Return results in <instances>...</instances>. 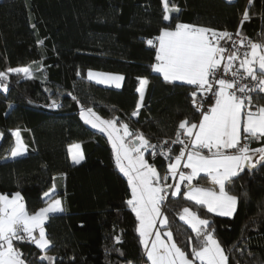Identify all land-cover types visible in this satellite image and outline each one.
Segmentation results:
<instances>
[{
    "label": "trees",
    "instance_id": "trees-1",
    "mask_svg": "<svg viewBox=\"0 0 264 264\" xmlns=\"http://www.w3.org/2000/svg\"><path fill=\"white\" fill-rule=\"evenodd\" d=\"M173 6L179 11L165 21L162 0H0V72L31 69V78L8 73L7 90L0 89V194L19 192L33 214L46 205L44 194L56 179L64 177L57 193L64 210L45 223L49 247L13 241L27 264H49L45 256L54 257V264L147 263L139 221L127 204L128 178L116 166L108 136L96 132L83 140L80 163L70 157L69 147L80 140L85 125L81 109L127 124L159 150L164 139L176 137L182 121L195 123L201 112L193 105L195 86L165 81L154 71L156 48L148 41L164 28L186 23L222 31L239 27L264 44V0H170ZM88 69L121 73L123 85L94 82L86 76ZM141 78L148 81L138 108ZM53 101L60 106L49 107ZM254 101L264 106V92ZM14 129L27 148L18 158H11ZM256 141L250 146L264 145V138ZM182 149L177 144L171 154ZM151 153L149 148L146 157L163 177L169 164ZM196 183L205 184V178ZM226 190L238 198L231 216L208 212L183 190L176 196L169 191L161 206L174 242L190 256L200 247L196 233L180 219L188 208L209 221L228 264H264V161L244 166Z\"/></svg>",
    "mask_w": 264,
    "mask_h": 264
},
{
    "label": "snow or ice",
    "instance_id": "snow-or-ice-1",
    "mask_svg": "<svg viewBox=\"0 0 264 264\" xmlns=\"http://www.w3.org/2000/svg\"><path fill=\"white\" fill-rule=\"evenodd\" d=\"M169 2L170 0H163L165 21L170 19V12L179 11L174 6L170 8ZM244 19H248L246 12ZM231 35L228 32L218 33L203 27L177 23L174 30L165 28L157 38L159 46L156 52L157 63L153 65L154 70L162 73L165 81H181L189 86H195L196 91L191 95L196 97L197 93H200L199 103L194 100V104L198 110H202V119L198 124L191 123L189 126L187 120L179 124L176 139L171 143L180 144L183 149L175 157V162H171L170 147L167 151L161 150L159 153L170 161L168 175L161 177L156 168L145 160L144 152L151 148V154L156 155L157 146L151 145L142 133L130 132L127 124L117 127L116 119L104 120L90 108L81 109L80 115L86 123L101 132H107L115 153L116 166L128 178L131 199L127 200V204L139 221L137 231L141 238L140 242L151 264H194V260L199 261V264H226L228 259L214 236V230H208L209 221L200 219L188 208L183 210L187 215H181L180 219L186 220L196 233V237L200 239V247H193L191 250L192 259H189L173 241L171 231L163 234L166 239L162 238L160 231L153 232L158 225L168 226L167 217L161 211V205L166 199L163 193L175 188L171 195L176 196L181 191L180 183L174 185L163 183L169 176L173 179L178 176L180 182H186L189 190L183 194L201 206L206 205L208 212L231 216L238 198L225 190L226 182L236 177L246 164L255 167L250 152L259 153L260 161H264V147L253 150L247 143L241 144L242 127L245 139L264 138V107H258L253 111L249 95L254 90L264 92V45L251 43L250 51L244 52L242 57L238 53L225 57L226 49L220 46V39L227 37L230 41ZM148 44L152 45L153 41L149 40ZM241 45L243 46V41ZM225 58L226 63L223 62ZM236 61H239V66L233 70ZM8 73L23 74L31 78V69L27 66L0 72V88L5 91L7 85L3 81ZM227 73H230V78H220L222 74ZM88 76L89 78L101 76L103 79L99 82L113 83L116 87H120L119 82L123 80L119 75L92 71H89ZM245 79L256 81L255 88L243 83ZM146 84L147 80H141L139 89L141 99ZM213 96L214 104L206 108L207 100ZM59 106L56 101L49 105ZM12 134L17 138V142L11 149V155L20 156L25 151V146L21 142L19 130ZM73 148L77 151H72ZM79 149V144L69 149L75 163H80L83 159ZM204 150H207L209 155H205ZM228 150H234L236 154H228ZM185 156L186 163L183 164V168L191 170L188 174L179 170ZM200 173H207L213 185L219 186L218 190L193 186L191 183L193 178ZM45 196H49V193H45ZM63 210L61 201L56 199L47 207L30 214L19 192L12 194L11 197L0 194V264H25L21 258L22 254L13 246L14 240L26 237L40 249H47L51 241L46 238L44 222L49 214ZM153 235L155 238L151 239ZM42 259H47L49 264H54L55 260L54 257L47 256Z\"/></svg>",
    "mask_w": 264,
    "mask_h": 264
},
{
    "label": "crops",
    "instance_id": "crops-1",
    "mask_svg": "<svg viewBox=\"0 0 264 264\" xmlns=\"http://www.w3.org/2000/svg\"><path fill=\"white\" fill-rule=\"evenodd\" d=\"M163 1V0H162ZM229 1H233V0H229ZM170 16V15H169ZM170 20V19H169ZM168 20V21H169ZM182 24H186V23H182ZM187 25H192V26H195V27H200V26H196V25H193V24H187ZM204 28V27H203ZM165 29V28H164ZM167 29H169V30H174L175 29V27L174 28H167ZM160 34H161V32H160ZM160 34L153 40V44L155 45V48H156V52H157V49H158V40H157V38L160 36ZM258 45H264V44H260V43H258ZM259 51V50H258ZM157 63V61L155 60V63H154V65ZM154 69V68H153ZM155 71V70H154ZM156 72V71H155ZM161 75H162V77H163V74L162 73H160ZM141 80H147V78H141ZM148 81V80H147ZM123 82V80H121L120 81V84ZM177 82H181V81H177ZM183 83H186V82H183ZM146 86H147V84L146 85H144V91H143V97H144V93H145V90H146ZM141 88V81H140V85H139V88H138V91H139V89ZM142 101H143V98L141 99V94H140V91H139V100H138V106L140 107L141 105H142ZM138 107V108H139ZM260 107H264V106H260ZM94 111V110H93ZM95 113V112H94ZM202 119V116H200V119L197 121V122H195V123H199V121ZM85 124V123H84ZM190 124L191 123H189V126H190ZM18 129H14L13 130V132H15V131H17ZM96 132H100V131H96V130H93V129H91V127H89L87 124H85L84 125V127H80V140L79 141H76V142H74V143H72L71 145H70V147H72V146H74V145H77V144H79L80 145V149H79V152L82 154V156H83V158H84V151H83V147H82V142H83V140H85V139H87V138H91V137H94L95 135H96ZM19 133H20V131H19ZM14 138H15V146H16V142H17V138L14 136ZM20 139H21V142L23 143V145L25 146V151L23 152V154L22 155H20V156H16V157H13L12 155H11V158H18V157H21V156H23V155H25L26 154V152H27V148H26V145L24 144V141H23V139H22V136H21V134H20ZM257 139H255V138H248V139H245V134L243 133V127L241 128V144L242 143H247L248 144V146H249V148L250 149H257V148H260V147H264V145H261V146H256V147H251L250 146V144L253 142H257L256 141ZM14 146V147H15ZM70 147H69V149H70ZM72 151H77L75 148H73L72 149ZM69 153H70V151H69ZM204 154L205 155H209V153L207 152V150H204ZM228 154H236L235 153V151L234 150H228ZM250 155L252 156V162L255 164L257 161H259L260 160V154L259 153H256V152H250ZM70 157H71V159H72V155H71V153H70ZM83 160V159H82ZM81 160V161H82ZM80 161V162H81ZM175 162V159H174V161H173V163ZM184 163H186V156L182 159V161H181V165H183ZM247 165V164H246ZM245 165V166H246ZM184 172L186 173V174H188V173H190L191 172V170L190 169H185L184 170ZM161 176V175H160ZM199 177H204L205 178V181H206V183L205 184H198V183H196V180L199 178ZM64 177H63V175H60L57 179H56V182H55V184L51 187V189H49L46 193H49V196H45V194H44V198L45 199H47V203H46V205H44V207H47L48 206V204H50V203H52L54 200H56V199H59L60 201H61V206H62V208L64 209V207H63V201H62V197L61 196H58L57 195V193H58V186L60 185V183H63L64 182ZM176 183H180L181 184V191L183 190L184 192H186V191H188L189 190V186H188V184L186 183V182H180L179 181V177L178 178H175V179H173V181H172V184L174 185V184H176ZM192 185L193 186H195V187H202V188H213L214 190H218V185H213V182H212V180H211V177L210 176H208L207 175V173H200L198 176H196V177H194L193 178V180H192ZM227 183L228 182H226V185H225V190H226V186H227ZM171 191L173 192V191H175V188H172L171 189ZM180 191V192H181ZM227 191V190H226ZM228 192V191H227ZM229 193V192H228ZM230 194V193H229ZM11 197V196H10ZM24 202V201H23ZM25 204V203H24ZM44 207H42V208H44ZM63 212V211H62ZM57 213H61V212H57ZM34 214V213H33ZM50 215V214H49ZM187 222V221H186ZM45 223H46V221L44 222V229H45ZM45 233H46V231H45ZM36 235H38V230H37V233H36ZM47 238V237H46ZM43 250H45V249H43Z\"/></svg>",
    "mask_w": 264,
    "mask_h": 264
},
{
    "label": "built area",
    "instance_id": "built-area-1",
    "mask_svg": "<svg viewBox=\"0 0 264 264\" xmlns=\"http://www.w3.org/2000/svg\"><path fill=\"white\" fill-rule=\"evenodd\" d=\"M215 32H218V33H222V32H228V33H231V40L229 41L227 37L225 38H221L220 39V46L225 48L226 49V53H225V57L228 55V54H232V53H238L241 55V57L243 56V53L246 52V51H250V47L249 45L251 43H256L258 44V42L254 41L252 38L244 35L240 28H236L232 31H222V30H213ZM209 35H211L209 33ZM241 41H243V46L241 45ZM233 42H235V46H233ZM224 63H226V58L225 60L223 61ZM239 66V61H236L235 62V65H234V69L235 70V67H238ZM242 71V70H241ZM220 78H225V79H228L230 78V73H227V74H222ZM243 83L245 84H248L249 87H252V88H255L257 82L256 81H251L250 79H245L243 81ZM258 93H261L259 90H254L252 92L249 93V95L251 96V100H252V110L253 111H256L258 107H260V105H258L255 101H254V96ZM208 95H211V94H208ZM207 99V97H205ZM194 100L199 103V100H200V93H197V96L194 97L193 99V105L195 107L196 110L197 107H196V104H194ZM215 100H214V96L212 97V99H208L207 100V104L205 105L206 108H210L212 104H214ZM199 112H201L202 110H198ZM182 139H184V137L182 136L181 137ZM176 139L175 138H166L162 141L161 143V148L159 150H156V155H152L153 158L155 159L157 156H161L159 153L161 152V150H164V151H167L168 148L170 147L171 148V151L172 149L174 148L175 145L177 144H173L171 143L172 141H174ZM168 142V144H165V142ZM244 144V143H242ZM170 156L172 158L171 162L174 161L175 157L176 156H173L171 153H170ZM163 159H165L167 161V163L169 164V159H167L165 156H161ZM181 171H184L185 169L183 168V165H181V168L179 169ZM165 175H168V172H166L163 176ZM178 178V176L176 177ZM172 181H173V178L171 176H169L168 180L167 181H164L163 183H166V184H169V185H173L172 184ZM26 241H31L29 239H27L26 237L24 238ZM13 246L15 248V244L13 242ZM16 249V248H15Z\"/></svg>",
    "mask_w": 264,
    "mask_h": 264
},
{
    "label": "rangeland",
    "instance_id": "rangeland-1",
    "mask_svg": "<svg viewBox=\"0 0 264 264\" xmlns=\"http://www.w3.org/2000/svg\"><path fill=\"white\" fill-rule=\"evenodd\" d=\"M18 67H23V66H18ZM24 67H25V66H24ZM15 68H16V67H15ZM89 71H92L93 73H106V74H111V75H119V76H122L123 79H124L123 74H121V73H117V72L102 71V70H98V69H88V70H87V72H86V76H87L88 79H90V80H92V81H94V82L100 83V84H102V85H105V86L116 87L115 84H113V83H101V82H99L100 80L103 79V77H101V76H96V77H94V78H89V76H88ZM119 83H120V82H119ZM122 85H123V82L120 84V87H121ZM0 89L4 90L3 88H0ZM93 112H95V111H93ZM95 114H96L97 116H99L97 113H95ZM99 117L102 118V119H104V120H107V119H105V118H103V117H101V116H99ZM82 119H83V118H82ZM83 121H84L85 124H87L89 127H91V129L96 130V131H100L98 128H94V127H92L91 124L86 123L84 119H83ZM116 126H117V127H120V126H118V125H116ZM100 132H101V131H100ZM102 133H104V134H106V135L108 136L107 132H102ZM110 142H111V141H110ZM111 145H112V143H111ZM144 158H145V160H146L150 165L154 166V167L156 168L157 172L159 173V171H158V169H157V166H156L155 164L150 163L149 160L147 159V157H146V151L144 152ZM130 188H131V187H130ZM167 193H168V192L163 193V194L165 195V197H166V194H167ZM230 195H233V194L230 193ZM235 210H236V208H235ZM161 211H162V206H161ZM190 211H191L192 213H195V212L192 211V210H190ZM234 212H235V211H234ZM234 212H233V214H234ZM195 214H196V213H195ZM217 214H218V213H217ZM233 214H232V215H233ZM181 215H187V214H185L184 212H182ZM196 215H197V214H196ZM197 216H198V215H197ZM198 217H199V216H198ZM199 218H200V217H199ZM200 219H202V218H200ZM185 221H186V220H185ZM138 226H139V223H138ZM155 231H160L161 234H162V238L166 239V237H165L163 234L166 233V232H168V231H171V229H170V228H167V227H163V226H159V225H158L156 228H154L153 232H155ZM171 233H172V231H171ZM154 238H155V236L153 235V236L151 237V239H154ZM172 238H173V235H172ZM215 238H216V237H215ZM216 239L218 240V242L220 243L222 249L224 250V247L222 246L220 240H219L218 238H216ZM173 241H174V239H173ZM224 253H225V255H226L225 250H224ZM186 254H187V253H186ZM187 255H188V254H187ZM188 257H189V259H192V256L188 255ZM21 258H22V257H21ZM22 259H23V258H22ZM147 259H148V258H147ZM23 260H24V259H23ZM24 262H25V260H24ZM25 264H27V263L25 262ZM146 264H151V262L148 260ZM194 264H199V261H195V260H194ZM226 264H228V260L226 261Z\"/></svg>",
    "mask_w": 264,
    "mask_h": 264
},
{
    "label": "clouds",
    "instance_id": "clouds-1",
    "mask_svg": "<svg viewBox=\"0 0 264 264\" xmlns=\"http://www.w3.org/2000/svg\"><path fill=\"white\" fill-rule=\"evenodd\" d=\"M171 191V190H170ZM166 192H169V191H166Z\"/></svg>",
    "mask_w": 264,
    "mask_h": 264
}]
</instances>
